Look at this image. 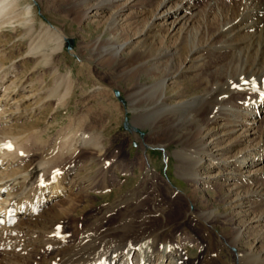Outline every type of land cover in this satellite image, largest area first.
Segmentation results:
<instances>
[{
	"label": "rangeland",
	"instance_id": "1",
	"mask_svg": "<svg viewBox=\"0 0 264 264\" xmlns=\"http://www.w3.org/2000/svg\"><path fill=\"white\" fill-rule=\"evenodd\" d=\"M230 1L221 0L218 4L220 7H213L207 21H213L218 9L225 12L230 10ZM136 2H131L132 7L129 6L130 9L126 8L121 14V24L113 29L109 27L112 9L99 16H91L93 13H90L88 18H84L82 10L68 9L69 0L22 1L21 7L31 6L30 18L34 21L36 31L44 25L56 27L61 32V45H45L50 49L47 55L50 60L48 65L43 62L37 64L34 58L17 63L28 50L26 44L29 43L27 37L21 38L24 29L20 26L14 30L7 27L0 34V63L5 67L1 75L4 76L8 69L10 72L11 66H17L11 74L12 78L16 77L12 89L20 82L27 81L31 84L32 91L39 89L38 95L42 97L37 98L42 100L40 103L35 99L21 107L35 112V118L12 123L11 129L6 131L17 137V140L13 141L12 148L7 147V143L0 146L2 152L12 151L10 157H1L7 161L15 158L13 160L16 163L12 162V165L4 166L0 171L3 175L23 174L41 162L46 166L47 178L53 170L62 177L69 168L77 164L75 171L66 178L67 186H71L69 183H83L73 190L68 188L64 196L48 202L33 219L26 218L22 221L20 227L23 226L21 229L24 231L20 230L13 237L7 238L1 234L0 264H11L7 257L26 264L25 258L29 255L37 261L49 264L59 256L61 250L70 251L73 246L76 247L84 239L85 233H98L108 229L110 224L120 220L126 210H130L132 203H128L126 196L130 199L134 191L143 184V173L150 167L159 176L156 185L164 187L161 190L164 200L157 203L155 211L165 206L170 211L171 208L167 207L168 199L174 194L175 200L190 198L196 209L214 214L215 219L208 225L209 233L199 232L200 227L197 224L190 227V234L185 236L189 241L179 250L183 264H237L239 255L249 258L252 254H264V221L255 222L256 216L264 214V204L257 208H250L248 204L237 207L238 203L235 201L237 197L245 196L249 189H256L258 185L245 179L243 186L236 190V185L241 184L233 180L226 182L222 178L229 176L232 171L218 169L208 162L200 171V176L210 184L196 188L197 186L184 180L176 172L177 158L174 152L181 150L183 146L173 143L168 146V153L161 149L148 148L147 144H154L153 124L157 122L158 113L142 126L133 127V119L139 111L156 113V104L161 98L160 84L170 72L178 75L176 78L167 79L164 92L168 97L167 103L174 104L186 99V96L191 98L199 95L203 91L200 79L222 63L220 59L203 52L193 57H198L193 67V62L190 61V27L181 31L180 24L175 30L171 29L174 18H170L161 31L152 33L149 42L153 44L155 52L178 53L173 58L166 56L150 61L147 57L141 58L145 53L142 48L143 35L147 32V25L152 21L158 2L155 1L153 6L144 5L147 6L146 10H140L141 3ZM124 3L125 0H122L117 5ZM207 3L208 0H200L197 6L203 10ZM170 6L172 4L160 8L158 13H163ZM224 15L226 19L227 16L232 18L231 14ZM207 21H198V28L203 30V22ZM18 23L20 22L15 25ZM207 39L202 34L199 44L204 46ZM53 70H57L56 74ZM139 85L142 86L141 89L137 88ZM136 92L139 96L134 98L136 101L140 98V101L134 105L132 96ZM83 133L85 137L90 136L88 138L97 140L103 149L104 161L95 162L92 160L91 151L81 146ZM228 141L222 146H226ZM257 142L258 140L246 143L230 152L217 151L218 148L214 146L212 148L219 158L236 159L240 156L238 152L241 149L248 153L255 149ZM206 143L211 144V141L207 139ZM113 159L119 164L118 170H113L116 165L111 166ZM123 170L127 173H122ZM248 171H244L246 176L253 175L256 171L261 172L258 179L260 183H264V160ZM105 172L110 176L118 175L116 185L109 192L106 189L102 192L103 184L108 183L102 178V174H97ZM93 182L96 189L90 187ZM220 185L224 187L222 192L219 191ZM195 189L198 192L193 194ZM116 190L120 191L116 193ZM229 192L231 197L227 199ZM154 195L152 192L147 200L151 211H154L151 205ZM173 210L172 213H177L179 207ZM239 231H242L240 240L235 246H231ZM174 237L176 241H180L182 236L176 234ZM8 238L12 240L6 243L5 239ZM50 238L61 240V243L58 241L54 245L48 244ZM17 239L23 241L18 243ZM32 249L35 251L30 252ZM155 262L152 264H156Z\"/></svg>",
	"mask_w": 264,
	"mask_h": 264
},
{
	"label": "bare ground",
	"instance_id": "2",
	"mask_svg": "<svg viewBox=\"0 0 264 264\" xmlns=\"http://www.w3.org/2000/svg\"><path fill=\"white\" fill-rule=\"evenodd\" d=\"M22 1L24 0H0V34L7 27H12L14 30L15 27L20 26L24 29V33L20 35L21 38L27 37L29 43L26 44L28 50L21 59L17 60V63L34 58L37 64L43 62L44 65H48L50 60L47 55L50 49L45 45L52 43L61 45V32L56 27L44 25L36 31L34 21L30 18L31 6L21 7ZM121 1L69 0L68 9L82 10L84 18H88L90 13H93L91 16H99L104 11L112 9L109 27L114 29L121 24V14L129 6L132 7L131 2L137 1L143 4V6L140 4V10L147 9V6L144 7V5L153 6L158 2L157 0H125L124 4L117 5ZM198 1L200 0H160L157 3V9L155 8L152 21L147 25V32L143 35L142 48L145 53L141 58L147 57L149 61L166 56L173 58L178 53L177 51L155 52L153 44L149 42L152 33L161 31L164 24L170 18H174L170 26L171 29L175 30L180 24L181 31L188 30L190 27V61L193 62V67L198 60V57H193L203 52L210 57L220 59L222 63L205 73L200 79L203 91L199 95H194L191 98L186 96L184 97L186 99L174 104L167 103L168 97L164 92L167 79L176 78L178 75L175 72H170L160 84L161 98L156 104V113L149 114L146 113V110L144 113L137 110L139 112L133 119L132 125L135 128L140 127L158 113L157 122L153 124L155 128L154 144H147L148 148L161 149L168 153V146L173 143L183 146L181 150L174 152L177 158L176 172L181 178L194 184L195 187L197 186L196 188L210 184L200 176V171L206 167L208 162L218 169L232 171L229 172V176L225 175L222 178L226 182L233 180L241 184L236 185V190L243 186L245 179L252 184L255 183L258 185L256 189H249L245 196L241 195L235 201L238 203L237 207L248 204L247 206L250 208H257L264 204V183H260L258 179V174L261 172L256 171L257 173L254 172L253 175L246 176L244 171L249 170L248 172H250L251 168L258 166L264 160V0H231L230 10L225 12L218 9L217 15L210 22L207 21L210 11L213 10V7L219 8L218 4L221 0H208L206 8L203 10L197 6ZM170 4L172 6L168 10L158 13L160 8ZM222 12L231 14L232 18L229 19L227 16L226 19ZM198 21H207V23L203 22V30L198 28ZM17 22L20 23L15 25ZM202 34L206 39L208 38L204 46L199 44ZM154 53L156 56L153 57ZM14 66L10 67V72L8 69V73L6 72L2 76L1 73L5 71V67L0 63V146H4L6 143L8 145L10 142L12 146L17 137H13L6 131L11 129L12 123L35 118V112L22 109V106L41 97L38 95L39 89L36 92L32 91L31 84L27 81L20 82L12 89L16 83L14 80L16 77L12 78L11 75L17 68ZM53 72L56 74L57 70H53ZM55 76L57 77V75ZM67 78L69 79V74ZM57 80L59 79L57 78ZM137 88L141 89L142 86L139 85ZM137 94V92L133 93L132 96L134 105L140 101V98L135 100L139 96ZM20 95L21 97L18 98ZM130 99L132 100V98ZM37 100L36 102L39 101ZM36 113L38 115V112ZM86 136L88 135L86 134ZM88 137L84 135L82 141L79 140L81 146L91 151L92 160L95 162L104 161L103 149L100 148L97 140ZM226 137L227 139H225ZM207 139L211 141V144L206 143ZM227 140H229L228 144L222 146ZM255 140H258L255 149L248 152L249 154L241 149L238 152L240 156L236 159L219 158L212 148L214 146L218 148L217 151L230 152ZM9 151L2 152L0 150V158H2L0 159V169L12 165L11 163L16 160L15 158H12V161L3 159L5 155L6 157L9 154L12 155V151ZM2 155L3 157H1ZM111 164V166L116 165L113 170L119 169V164L115 159ZM75 166L69 168L62 177L56 170L54 172L51 169L53 173H49V171L48 178L46 166L44 167L41 162L23 174L3 175L0 171V235L6 236L5 238L13 237L14 234L23 230L21 229L23 226L20 227L22 221L24 222L26 218L29 220L36 217L38 211L48 202L64 196L68 188L73 190L78 185H82L83 183L79 182L69 183L71 186H67L66 178L69 173L75 171ZM121 172L127 173L125 170ZM97 174H102V178H105V182L108 183L103 184L102 192L105 189L107 192L111 191L110 188L116 185L118 175L110 176L106 172ZM143 175V184L134 191L130 199L128 195L126 196L128 203H132L130 210H126L117 223L110 224L108 229L98 231V233L89 229L92 233H85L84 239L78 245L76 244V247L73 246L70 251L61 250L59 256L49 264H152L154 261L156 264H183L179 250L189 241V238L185 236L190 234V227L197 224L200 227L199 232L209 233L208 225L215 219L214 214L196 209L190 198L183 201L175 200L174 194L168 199L169 206L167 207L171 208L170 211L166 210V206L155 211L157 203L164 200L161 191L164 187L156 185L159 176L151 167L147 168ZM90 187L96 189L95 183L93 182ZM223 188L220 185L219 191L222 192ZM152 192L155 194V198L151 202L154 211H151V206L147 202L148 196ZM197 192L198 189L193 190V194ZM229 197H231L230 192L226 198ZM165 204L167 205V202ZM176 207H179V210L177 213H172ZM255 219H257L255 222L264 221V214L256 216ZM233 220L232 218L231 221ZM12 224L16 225L11 227ZM176 234L182 236L180 241L175 240ZM241 236L242 231H239L231 246H235ZM8 240L12 239H5V242ZM16 241L19 243L23 240L17 239ZM49 241L48 244L54 245L59 240L51 239ZM9 256L11 257V255ZM30 256L25 258L26 264H46V262L37 261ZM15 257L17 256L15 255ZM237 257V264H264V254H252V256H248L249 258H245L243 255ZM7 259L11 261V264H20L18 261L15 262V259L14 261L8 257Z\"/></svg>",
	"mask_w": 264,
	"mask_h": 264
},
{
	"label": "snow or ice",
	"instance_id": "3",
	"mask_svg": "<svg viewBox=\"0 0 264 264\" xmlns=\"http://www.w3.org/2000/svg\"><path fill=\"white\" fill-rule=\"evenodd\" d=\"M6 146H7V147H9V148L11 147V145H10V144H8V145H6Z\"/></svg>",
	"mask_w": 264,
	"mask_h": 264
}]
</instances>
